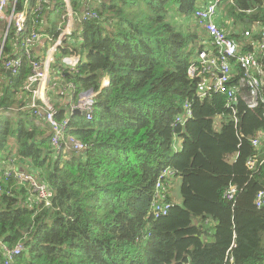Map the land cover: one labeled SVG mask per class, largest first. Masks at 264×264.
<instances>
[{"label": "trees", "instance_id": "16d2710c", "mask_svg": "<svg viewBox=\"0 0 264 264\" xmlns=\"http://www.w3.org/2000/svg\"><path fill=\"white\" fill-rule=\"evenodd\" d=\"M208 1L90 0L98 16L78 21L69 44L81 62L58 73L69 53L61 49L49 90L54 104L52 95L73 88L54 107L59 121L69 116L67 133L91 146L81 155L55 149L50 128L26 108L28 62L1 86L0 108L23 110L21 117L0 114V161L14 160L53 191L47 205L0 168V239L25 245L13 264H264V205L256 203L264 191V50L255 108L241 64L226 83L234 99L214 86L201 95L209 74L191 78L188 70L209 43L195 18ZM71 5L85 10L82 0ZM65 10V0H52L46 31L57 34ZM220 14L243 52H255L264 0H223ZM246 32L250 39L241 38ZM89 90L97 92L91 120L71 110ZM186 103L192 116L176 122ZM165 168L174 172L165 180L172 206L156 219L155 186ZM178 179L180 202L173 197Z\"/></svg>", "mask_w": 264, "mask_h": 264}, {"label": "built area", "instance_id": "2783aa9c", "mask_svg": "<svg viewBox=\"0 0 264 264\" xmlns=\"http://www.w3.org/2000/svg\"><path fill=\"white\" fill-rule=\"evenodd\" d=\"M65 1L66 10L61 16L57 34H52L45 30V25H48L45 14L52 0H0V94L1 86L6 84L10 77L18 75L25 63L28 62L30 73L24 83V89L31 93V101L26 108L33 110L37 124L44 123L50 128L54 148L67 156H73L85 153L91 146L67 133L69 116L62 121L57 119V110L52 104L51 98L43 93V88L47 86L49 73L52 72V64L56 63L61 49L68 48L69 53L61 56L57 72L61 74L66 70H77L81 56L72 47H69V44L75 41L73 31L76 22L96 18L98 15L89 6L85 7L84 12H77L72 7L71 0ZM222 1L210 0L195 12L197 22L208 34L209 43L199 53L197 59L191 63L188 73L191 78L203 76L205 80L209 74L210 79L205 81V88L201 90V95H206L209 87L214 86L216 90L229 94L232 99L234 91L228 90L226 83L230 81L235 65L241 64L246 71L241 79V84L251 88L246 101L250 108H255L258 105V88L261 85L256 72L262 73L257 53L264 50V30H261L262 40L257 44L255 52H243V42H240L239 38L230 37L220 21ZM250 35V32H246L241 35V38L250 39ZM41 42L43 45H47L43 55L36 51V46ZM6 70H10L11 75ZM209 82H211L210 85H208ZM109 84L110 80L105 78L103 87ZM70 85L74 87L72 83ZM52 86L54 87L55 83ZM96 95L97 92L94 90L81 93L80 100H84V102L79 101L77 105L73 104L71 110L73 112L76 109L84 110L87 119L91 120ZM21 110L23 109L18 107L0 108V113L21 117ZM191 116L190 104L186 103L185 114L177 116L176 122L184 124ZM253 143L258 146L259 140L255 139ZM256 161L255 158H250L248 166L254 168ZM0 168H4L5 180L14 178L20 183H28L34 190L37 200L46 201L47 205H51L53 196L51 187L44 182H39L38 178L27 168L14 160L4 163L0 161ZM172 174L174 172L170 168H165L156 182L152 204L156 219L168 215L172 206L165 200V180ZM0 191H2L1 186ZM233 192L234 189H231L227 196L232 198ZM256 203L258 207L264 205V191L259 192ZM24 251L23 241H19L11 247L0 239V255L5 258L4 264H13Z\"/></svg>", "mask_w": 264, "mask_h": 264}, {"label": "crops", "instance_id": "0c3cea01", "mask_svg": "<svg viewBox=\"0 0 264 264\" xmlns=\"http://www.w3.org/2000/svg\"><path fill=\"white\" fill-rule=\"evenodd\" d=\"M85 0H82V5H81V8H85V7H87V6H89V2H90V0H86V2H87V4L86 5H84L83 4V2H84ZM55 1H53V3H54ZM54 6V5H53ZM52 6V7H53ZM48 15V11H47V13L45 14V18H46V16ZM46 22L48 23V26H51V24L46 20ZM76 24H77V22H76ZM223 26H224V23H223ZM239 41L241 42V39H239ZM46 44H44L43 45V42H41L39 45H37L36 46V51L41 55H43L45 52H46ZM56 66V64H52V72H50L49 73V78H48V81H47V86H45L44 88H43V93L45 94V95H47L48 97H49V90L50 89H52V85L55 83V81L52 79L53 78V69H54V67ZM51 75H52V77H51ZM206 83H208V82H206ZM211 84V82H209V84L208 85H210ZM53 96V99L54 100H52L53 101V103L54 104H63V102H64V100H61V94L59 93V96L57 97V94H55V95H52ZM65 100H66V98H65ZM53 104V105H54ZM177 148H178V146H177ZM179 149V148H178ZM178 183H179V179L178 180H175V188H174V192H173V197H174V199L176 200V201H178V202H180V196H179V194H178Z\"/></svg>", "mask_w": 264, "mask_h": 264}, {"label": "rangeland", "instance_id": "374dc122", "mask_svg": "<svg viewBox=\"0 0 264 264\" xmlns=\"http://www.w3.org/2000/svg\"><path fill=\"white\" fill-rule=\"evenodd\" d=\"M104 82V81H103ZM54 87H56V86H54ZM52 88H53V86H52ZM72 89L73 88H70V87H67V85H66V87H63V89L62 90H60V93H62L63 91H67V93L68 92H70V91H72ZM49 97L51 98V96L49 95ZM81 102V103H83L84 102V100H80V98L78 99V101L77 102ZM78 103H76V105H77ZM0 114H3L2 112L0 113ZM3 115H5V114H3ZM175 186V185H174Z\"/></svg>", "mask_w": 264, "mask_h": 264}, {"label": "water", "instance_id": "95a60500", "mask_svg": "<svg viewBox=\"0 0 264 264\" xmlns=\"http://www.w3.org/2000/svg\"><path fill=\"white\" fill-rule=\"evenodd\" d=\"M6 71H7L8 74L11 75L10 70H6ZM74 112L86 116V111H84V110L76 109Z\"/></svg>", "mask_w": 264, "mask_h": 264}, {"label": "bare ground", "instance_id": "6f19581e", "mask_svg": "<svg viewBox=\"0 0 264 264\" xmlns=\"http://www.w3.org/2000/svg\"><path fill=\"white\" fill-rule=\"evenodd\" d=\"M202 4V3H201ZM199 8V7H198ZM256 48V47H255ZM250 52H251V50H250ZM253 52V51H252ZM246 95V94H245ZM35 173V172H34ZM166 186V185H165Z\"/></svg>", "mask_w": 264, "mask_h": 264}]
</instances>
